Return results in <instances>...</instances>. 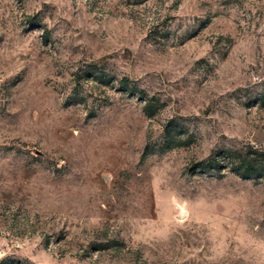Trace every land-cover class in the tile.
Here are the masks:
<instances>
[{
    "label": "rangeland",
    "instance_id": "1",
    "mask_svg": "<svg viewBox=\"0 0 264 264\" xmlns=\"http://www.w3.org/2000/svg\"><path fill=\"white\" fill-rule=\"evenodd\" d=\"M0 264H264V0H0Z\"/></svg>",
    "mask_w": 264,
    "mask_h": 264
}]
</instances>
